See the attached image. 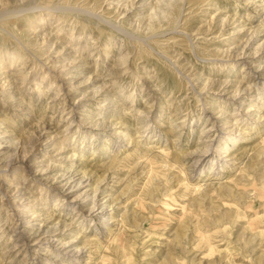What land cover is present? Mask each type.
I'll use <instances>...</instances> for the list:
<instances>
[{
	"label": "rangeland",
	"instance_id": "obj_1",
	"mask_svg": "<svg viewBox=\"0 0 264 264\" xmlns=\"http://www.w3.org/2000/svg\"><path fill=\"white\" fill-rule=\"evenodd\" d=\"M0 264H264V0H0Z\"/></svg>",
	"mask_w": 264,
	"mask_h": 264
},
{
	"label": "bare ground",
	"instance_id": "obj_2",
	"mask_svg": "<svg viewBox=\"0 0 264 264\" xmlns=\"http://www.w3.org/2000/svg\"><path fill=\"white\" fill-rule=\"evenodd\" d=\"M226 140H227V139H226ZM235 141H236V139H231V140L229 141V143L233 144ZM233 145H234V144H233ZM226 147H227V146H225L224 148H222V149H224V152H227V151H226ZM224 152H223V153H224ZM210 164H211V163H210ZM15 229H16V228H15Z\"/></svg>",
	"mask_w": 264,
	"mask_h": 264
}]
</instances>
